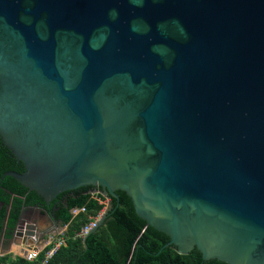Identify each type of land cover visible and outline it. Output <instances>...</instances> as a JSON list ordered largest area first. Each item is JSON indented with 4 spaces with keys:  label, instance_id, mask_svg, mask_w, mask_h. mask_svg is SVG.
I'll use <instances>...</instances> for the list:
<instances>
[{
    "label": "water",
    "instance_id": "1",
    "mask_svg": "<svg viewBox=\"0 0 264 264\" xmlns=\"http://www.w3.org/2000/svg\"><path fill=\"white\" fill-rule=\"evenodd\" d=\"M0 136L48 205L121 190L164 247L264 264V0H0ZM29 208L11 244L53 234Z\"/></svg>",
    "mask_w": 264,
    "mask_h": 264
},
{
    "label": "trees",
    "instance_id": "2",
    "mask_svg": "<svg viewBox=\"0 0 264 264\" xmlns=\"http://www.w3.org/2000/svg\"><path fill=\"white\" fill-rule=\"evenodd\" d=\"M10 170L24 172L25 165L6 146L0 136V242L10 240L18 224L24 205H42L56 208L55 216L67 225L62 244L49 264H229L218 259L204 260L199 250L181 254L174 246L164 245L170 237L147 225L136 212L131 197L118 190L119 200L113 198V207L106 221L94 233L77 235L90 216L99 215L105 207V196H96L88 187L72 193L63 192L50 205L35 191L29 190L15 177L4 173ZM85 208L77 215L72 210ZM86 241V243H85ZM44 252L32 261L12 252L0 253V261L10 264H39Z\"/></svg>",
    "mask_w": 264,
    "mask_h": 264
},
{
    "label": "built area",
    "instance_id": "3",
    "mask_svg": "<svg viewBox=\"0 0 264 264\" xmlns=\"http://www.w3.org/2000/svg\"><path fill=\"white\" fill-rule=\"evenodd\" d=\"M91 192L96 197L98 194L101 193V191H97V190H94ZM104 200H101V202H103ZM81 211H85V208L82 207L79 209H74L73 213H74V215H77ZM100 216H101V213L97 216H90V221L87 224L83 225L82 229L80 230V232L77 235L82 236V237H86L88 235L89 231L96 225ZM47 241L48 242L42 247L35 245L33 248H31L32 247V245H31L30 249H27V247H25L26 246L25 243L20 244L18 251H14L12 253L14 255H20V256L28 259V260L34 261V260L38 259V257L40 256L41 253L44 252L43 258L41 259L39 264H49L50 259L53 257V255L58 250V248L62 244L66 243V239H65L64 233L62 232L58 235H55V237H53V236L50 237ZM0 264H10V262L0 261Z\"/></svg>",
    "mask_w": 264,
    "mask_h": 264
},
{
    "label": "crops",
    "instance_id": "4",
    "mask_svg": "<svg viewBox=\"0 0 264 264\" xmlns=\"http://www.w3.org/2000/svg\"><path fill=\"white\" fill-rule=\"evenodd\" d=\"M32 222L33 221L30 220V223L27 222L25 224H33ZM36 224H37V226H36L37 230H41V231L43 229H46V228L47 229L51 228V230L49 232H54V231H52L54 228L56 229L57 232H60V230L65 231L67 229V225H64V226L58 225V226H56L55 224H53L52 220H50V219H48L47 221H43L42 220V221L36 222ZM38 234H42V233L38 232ZM27 239H28L27 242L30 241L29 238H27ZM31 240H32V243L31 244L27 243L26 246H25V247H27V249H30V245H32L31 248H33L35 245H37L39 247H42L48 242L47 241L48 238L45 240V239H43L42 237H39V236L36 237L35 239L32 237ZM24 241H25V239L22 236H20L19 238L16 239L15 243L11 244V240L3 238L1 240V242H0V253L4 254V253H8V252L18 251L19 245L20 244H24Z\"/></svg>",
    "mask_w": 264,
    "mask_h": 264
},
{
    "label": "flooded vegetation",
    "instance_id": "5",
    "mask_svg": "<svg viewBox=\"0 0 264 264\" xmlns=\"http://www.w3.org/2000/svg\"><path fill=\"white\" fill-rule=\"evenodd\" d=\"M84 187H88L89 189H91L92 191H94V190H97V191H105V189H102V187H100V186H93V185H89V186H82V187H79V188H76V189H73V190H69V191H66V192H69V193H72L73 191H75V190H77V189H81V188H84ZM108 198L107 197H105V200H107ZM112 201H113V198L112 199H110V201H109V204L111 203L112 204ZM33 206H39V209L42 211V212H44L45 213V215L44 214H42V213H40V212H37L36 211V209L35 208H29L28 210H27V212H26V214H25V223H27V222H29L30 223V220H32L33 222V224H35L36 226H37V224H36V222H39V221H47L46 220V218L45 217H49V219H52V220H57V222H60V221H62L61 219H59V218H57L56 216H55V209L56 208H53L52 206H50V207H48V208H45L44 206H42V205H33ZM75 209H78V208H75ZM74 210V209H73ZM73 210H72V212H73ZM74 214V213H73ZM64 224V223H63ZM64 225H66V224H64ZM51 230V228L50 229H43L42 231L40 230V232L42 233V234H45V233H48L49 231ZM52 231H56V229L54 228ZM53 232V234L52 235H50L49 237H48V239L50 238V237H55V235H58V234H60V233H58V232H55L54 233ZM63 233L65 232V231H62ZM61 232V233H62ZM17 238H19V236L17 237ZM12 239V238H11Z\"/></svg>",
    "mask_w": 264,
    "mask_h": 264
},
{
    "label": "rangeland",
    "instance_id": "6",
    "mask_svg": "<svg viewBox=\"0 0 264 264\" xmlns=\"http://www.w3.org/2000/svg\"><path fill=\"white\" fill-rule=\"evenodd\" d=\"M109 201H110V199L108 198L107 200H104L103 202H104V204H105V207L103 208V210H102V212L104 211V210H106L108 207H109ZM102 212H101V214H102ZM46 218V220L47 219H49V217L47 218V217H45ZM25 219V218H24ZM62 232V230H60V232H58V233H61Z\"/></svg>",
    "mask_w": 264,
    "mask_h": 264
}]
</instances>
